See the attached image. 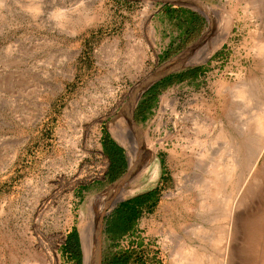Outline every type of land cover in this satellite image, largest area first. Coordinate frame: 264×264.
<instances>
[{
	"label": "rangeland",
	"instance_id": "374dc122",
	"mask_svg": "<svg viewBox=\"0 0 264 264\" xmlns=\"http://www.w3.org/2000/svg\"><path fill=\"white\" fill-rule=\"evenodd\" d=\"M201 101L226 135L207 123L193 147ZM129 109L134 143L160 162L132 191L109 129ZM260 118L264 0H0V264H77L73 232L79 264H188L185 245L199 264H264ZM105 146L122 152L116 179Z\"/></svg>",
	"mask_w": 264,
	"mask_h": 264
},
{
	"label": "bare ground",
	"instance_id": "6f19581e",
	"mask_svg": "<svg viewBox=\"0 0 264 264\" xmlns=\"http://www.w3.org/2000/svg\"><path fill=\"white\" fill-rule=\"evenodd\" d=\"M211 16V15H210ZM94 19H89L90 22H92ZM89 21H86L88 23H90ZM210 21V25L211 27L213 26V19H209ZM93 23V22H92ZM91 24V23H90ZM88 25V24H87ZM89 26V25H88ZM209 33V40L206 44L205 47H203L201 49V51L207 53L210 50V44H211V39H212V29L211 32ZM213 44V43H212ZM217 44V43H216ZM214 47V46H213ZM201 51L198 52V55L201 54ZM212 51V49L210 50V52ZM197 55L194 54V58ZM204 56V55H203ZM201 57V56H199ZM198 57V58H199ZM193 58V59H194ZM192 56H190L189 58H187L185 61L188 63L189 61L191 62L192 60ZM198 60V59H196ZM194 61V60H193ZM182 62V61H181ZM172 66H166L165 69H160L157 73H155L154 76H152V80L157 79L159 76H161L163 73H165L166 71H168L169 68H171ZM151 80V78H150ZM151 83V81H150ZM149 85V83L145 80L143 81V86L136 91L131 99L130 102L128 103V105L130 103H134V106L138 100V97L141 95V91L145 90V88ZM227 86H224L223 83H220V89L224 90V89H228L229 87L225 88ZM233 90V89H232ZM234 91V90H233ZM243 91V90H242ZM219 92V91H218ZM239 92V91H238ZM240 93V92H239ZM242 96V95H241ZM194 100V99H193ZM194 102V101H193ZM161 103L164 104L165 107L169 108L173 113H175V109H176V105L177 102L167 99L166 97L161 98ZM195 103V102H194ZM201 104L197 105V108L193 111H197V116L196 117H192V127L188 130L190 132H192L194 141H191L193 147L196 145V143L198 142V137L199 135L204 132V129L206 128V124L208 123V125H213L214 127H216L218 129V131L222 134V135H226V132L224 129V124L222 120H217L216 116H215V112L214 109L211 105H209L208 103H205L204 101L200 102ZM198 104V103H197ZM195 105V104H194ZM206 105V107H205ZM192 107V105H190ZM134 108V107H132ZM131 110L129 109V111L127 113H125L123 119H117V123L115 125V123H111L109 124V129L112 132L113 137L115 138V140L117 141V143L126 151L130 152V155L128 156V161H129V176H130V182H131V188L130 190L132 191L133 189H135V187L138 186V181H139V177L141 175V172L145 173V176L147 177L146 180L149 181V179H153L154 177H156V175L158 174V170H159V161L158 158L154 155V153L152 154L150 151H144L142 149H140L136 143H134V139H133V133H132V127H131V123H130V116L132 118V114H131ZM216 110V109H215ZM127 111V110H126ZM133 111V110H132ZM192 111V109H191ZM201 113L203 114V118L201 117ZM176 114V113H175ZM191 114V113H190ZM189 114V115H190ZM177 115V114H176ZM178 116V115H177ZM182 116V115H181ZM191 116V115H190ZM121 117V118H122ZM176 117V116H175ZM179 118V116H178ZM181 118V117H180ZM182 119V118H181ZM201 119V120H200ZM256 119V118H255ZM132 120V119H131ZM183 120V119H182ZM115 121V120H114ZM113 122V121H112ZM205 125V126H204ZM207 125V126H208ZM226 126V125H225ZM256 126H258L257 128L260 127V130L263 131L264 130V120L263 119H258L256 122ZM210 127V126H209ZM213 129V127H212ZM215 129V128H214ZM217 131V132H218ZM187 132V131H186ZM205 133V132H204ZM228 136V135H227ZM222 137V136H221ZM192 138V139H193ZM189 145V144H188ZM198 146V145H197ZM192 147V146H191ZM194 149V148H193ZM238 166V165H237ZM234 172V171H233ZM215 182V181H214ZM130 185V184H129ZM214 186V187H213ZM223 186V185H222ZM212 187L214 188V191L212 189V192L215 194V192H218L219 189V184L218 182H216L214 185L212 183ZM224 189V188H223ZM230 199V198H229ZM230 203V202H229ZM229 207V206H228ZM227 209V208H226ZM228 212V210H226ZM229 213V212H228ZM228 217V216H227ZM224 218V217H223ZM201 242V241H200ZM219 244V243H218ZM218 246V245H217ZM184 249H188V250H182V256L185 260H187L188 264L189 261H191V264H199L198 262H201V258L202 256H200V254H194V252L192 251V249H189L188 247H186V245L184 246ZM202 249V248H201ZM196 250V249H195ZM194 250V251H195ZM179 254V253H178ZM180 255V254H179ZM202 255V254H201ZM204 257V256H203ZM202 257V258H203ZM88 259V258H87ZM182 259V260H184ZM184 260V261H185ZM203 262V261H202ZM201 262V263H202ZM211 262V261H210ZM219 262V261H218ZM222 262V261H221ZM212 263V262H211ZM215 264V263H214ZM218 264V263H217Z\"/></svg>",
	"mask_w": 264,
	"mask_h": 264
},
{
	"label": "trees",
	"instance_id": "16d2710c",
	"mask_svg": "<svg viewBox=\"0 0 264 264\" xmlns=\"http://www.w3.org/2000/svg\"><path fill=\"white\" fill-rule=\"evenodd\" d=\"M192 16V18L194 20H196L198 22V24H200V27H198L197 29V33L196 34H200L202 32L201 30V24L202 22L204 21L202 17H200L198 14H195V13H191L190 14ZM187 35H188V32H187ZM186 42L188 40H185ZM200 41H197L195 43H193L192 45H190V47L188 48L187 51H184V52H187L192 49L194 46H198L200 43ZM184 52L183 51H178V54H176V57H180V56H183L184 55ZM169 54L166 55V57L164 59H169ZM195 75V73H194ZM195 76H192L190 78H185L186 80H189V79H194ZM184 80V79H183ZM168 85H165L164 88H167ZM152 101V100H151ZM154 101V100H153ZM152 102H150L148 104V106H146L144 112L142 113L141 115V120L143 121L145 119V116L148 114L149 110H150V106L152 105ZM110 145V144H109ZM105 152L109 158V160L111 161V163L115 166V171H116V175L113 177L114 179L118 178L119 176H121L124 172V167H125V162H124V159L123 157L121 156V151L116 148L115 146H113V148H108V146H105ZM116 163H118L116 165ZM125 181H126V176L123 177L117 184H114L111 186V188L108 190V192H114V191H117L119 189H122L125 185ZM133 201H137L136 198L133 200ZM153 202V200H140L139 202V206H146L148 204H151ZM129 228V227H128ZM67 249H66V253L69 255V257L76 261L77 264H79L80 262V253H79V246L77 244V238H76V233L73 232L72 234V245L70 243L67 244Z\"/></svg>",
	"mask_w": 264,
	"mask_h": 264
},
{
	"label": "water",
	"instance_id": "95a60500",
	"mask_svg": "<svg viewBox=\"0 0 264 264\" xmlns=\"http://www.w3.org/2000/svg\"><path fill=\"white\" fill-rule=\"evenodd\" d=\"M204 17V16H203ZM206 18V17H205ZM206 19H208V18H206ZM167 72H165V73H163L161 76H159L157 79H155V80H152V78L153 77H149L148 79H146V81L149 83V85L145 88V90H148L152 85H154L157 81H159L161 78H164L167 74H166ZM155 75V74H154ZM153 75V76H154ZM150 78H151V80H150ZM150 81H151V83H150ZM144 90V91H145ZM143 91V92H144ZM142 92V93H143ZM141 93V94H142ZM140 97H141V95L138 97V100L140 99Z\"/></svg>",
	"mask_w": 264,
	"mask_h": 264
}]
</instances>
